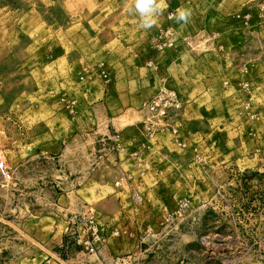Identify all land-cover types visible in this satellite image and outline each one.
<instances>
[{
  "label": "rangeland",
  "instance_id": "rangeland-1",
  "mask_svg": "<svg viewBox=\"0 0 264 264\" xmlns=\"http://www.w3.org/2000/svg\"><path fill=\"white\" fill-rule=\"evenodd\" d=\"M130 3L0 0V152L11 172L0 177V264H28L11 250L30 238L4 234L16 227L7 218L36 215L62 233L65 215L85 204L106 232L118 228L106 245H138L131 264H264V0H166L147 30ZM181 7L191 11L187 24L169 18ZM160 34L174 46L155 50ZM161 84L183 110L166 131L136 139L141 159L122 164L130 187L109 198L118 189L102 186L101 200L77 209L12 199L14 167L35 150L56 151L62 138L72 144L89 126V106L106 98L117 126L130 125Z\"/></svg>",
  "mask_w": 264,
  "mask_h": 264
},
{
  "label": "crops",
  "instance_id": "crops-1",
  "mask_svg": "<svg viewBox=\"0 0 264 264\" xmlns=\"http://www.w3.org/2000/svg\"><path fill=\"white\" fill-rule=\"evenodd\" d=\"M107 93L108 91L106 90L105 96ZM105 99L89 106L91 117L83 118L85 124L89 126L76 133L71 140L72 144H67L66 140L68 138L65 137L60 140L59 148L56 151L35 150L30 157L20 160V163L12 171L13 186L8 187V193L12 194L13 200H16L17 203L27 200L31 204L41 203L47 205L69 203L68 205L66 204L69 209H77L85 203L101 200L103 194L102 190L99 189L102 186L111 185L114 181L123 177L124 172L126 173L127 170L122 164L126 162L117 161L113 153L107 155L109 149L105 151V146L110 145L112 147V141L109 140L111 135H117V142L126 146L133 144L141 136L143 138L144 134L141 131L140 122L147 115L141 110L140 120L133 124L119 127L115 123V117L110 116V113L115 112L114 109L117 108L108 106ZM97 110L104 111L105 115L98 112L96 116L94 111ZM78 142H81V144L78 145ZM20 151L18 147L17 154ZM109 151L112 152L111 149ZM109 156H113L115 159L113 158L109 162L111 163V172L108 180L103 178L102 175V178L100 177V169L108 161ZM119 159H121L120 156ZM42 162H48L50 164L49 169L44 170L40 164ZM49 176L53 177L52 184L47 186L45 185V179ZM42 183L44 184L42 185ZM123 184V187H116L119 192L112 190V192H115L109 198L117 197L118 193L124 191L126 187H130L129 184ZM47 218L55 221L53 217ZM102 218L112 219L108 213L103 214ZM49 221L46 220L47 223H45L36 215H28L26 218H14V220L13 218H7L6 223L13 226L12 222H16V227H6L4 234L18 239L30 238L27 241L24 239L17 246L16 249L18 250L14 249L11 251L21 254L22 258L24 257L22 261L28 264H60L58 258H61V255L65 256L68 252L72 256L84 255L85 252L81 246H77L72 242L70 244L63 235L64 233L53 228L52 223ZM137 248L138 245L124 248L108 244L103 246L100 255L87 254L83 258V262H75V264H91L90 261L94 259L95 262L93 264H115L114 262L117 258H125L131 255L130 258L133 259V253L137 251Z\"/></svg>",
  "mask_w": 264,
  "mask_h": 264
},
{
  "label": "built area",
  "instance_id": "built-area-1",
  "mask_svg": "<svg viewBox=\"0 0 264 264\" xmlns=\"http://www.w3.org/2000/svg\"><path fill=\"white\" fill-rule=\"evenodd\" d=\"M151 45L155 50L163 52L174 46V39L160 34L151 40ZM148 65H153V62L149 61ZM102 76L107 80L106 73L102 72ZM142 110L147 116L140 122L141 131L144 134L143 140L147 141L154 134L164 132L171 126V122L176 120L182 112L183 104L174 88L161 84L155 94L142 104ZM109 140L112 141L111 150L118 155L117 161L120 160V152L126 157L124 161L130 165L141 159L142 152L140 149L144 146V142L135 140L133 144L121 145L117 142V135H111ZM136 141L138 142L136 143ZM10 175V169L0 152V177L9 179ZM130 180L131 176L124 172L123 177L114 181L113 185L120 188L124 186L123 183L129 184ZM64 218H66L67 226L63 233L74 244L81 246L86 253L91 255H100L109 238L119 236L117 227L106 232L104 226L99 223V216L92 204H85L81 210L66 214ZM130 257L131 255L125 258H117L114 263L131 264Z\"/></svg>",
  "mask_w": 264,
  "mask_h": 264
},
{
  "label": "clouds",
  "instance_id": "clouds-1",
  "mask_svg": "<svg viewBox=\"0 0 264 264\" xmlns=\"http://www.w3.org/2000/svg\"><path fill=\"white\" fill-rule=\"evenodd\" d=\"M166 10V0H131L128 11L139 16L140 26L147 30L156 26L158 18ZM191 11L187 8H178L176 12L170 15L177 23L189 21Z\"/></svg>",
  "mask_w": 264,
  "mask_h": 264
}]
</instances>
